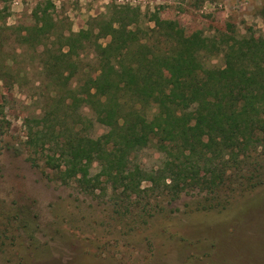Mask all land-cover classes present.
Segmentation results:
<instances>
[{
    "label": "rangeland",
    "instance_id": "374dc122",
    "mask_svg": "<svg viewBox=\"0 0 264 264\" xmlns=\"http://www.w3.org/2000/svg\"><path fill=\"white\" fill-rule=\"evenodd\" d=\"M126 9L128 29H139L158 55L174 51L176 36L197 35L214 43L196 53L204 68H222L228 45L264 47V0H0V69L10 67L8 76H0V119L7 123L0 140V264H264L263 146H250V168H241L246 179L240 186H228L230 191L199 186L178 199L152 192L149 182L139 193L132 190L137 170L162 167L166 155L156 142L136 152L129 166L119 168L120 175L104 178L88 193L77 180L63 185L56 172L47 169L52 180L42 172L56 146L30 147L29 132L43 129L36 119L58 94L66 97L70 89L81 94L98 61L95 43L84 42L70 57L78 61L77 73L60 90L44 71L46 51L60 49L70 33L95 37L103 23L118 27ZM44 10L52 28L41 41L21 44L41 25ZM115 11L123 12L116 16ZM110 40L103 36L97 43L105 47ZM185 106L177 115L187 126L196 111L195 104ZM78 115L68 122L74 126L82 119V136L95 140L108 132L87 104ZM99 172L94 163L90 178ZM206 206L214 209L203 210Z\"/></svg>",
    "mask_w": 264,
    "mask_h": 264
},
{
    "label": "trees",
    "instance_id": "16d2710c",
    "mask_svg": "<svg viewBox=\"0 0 264 264\" xmlns=\"http://www.w3.org/2000/svg\"><path fill=\"white\" fill-rule=\"evenodd\" d=\"M45 12L39 20L41 25L33 34L23 36L21 44H33L47 35L53 25ZM128 12H123L125 17L119 19L118 27L103 23L95 37L92 32L70 33L60 49L46 51L49 59L43 63L44 71L60 90L76 75L78 61L70 57L84 47V42L95 43L98 61L81 94L76 89H70L66 97L58 94L59 100L52 99L42 117L36 119L43 129L29 132L30 147L45 150L48 144L56 146L46 155L42 172L51 180L47 169L56 172L63 185L77 180L88 193L97 190L104 178L120 175L119 168L129 166L136 152L156 142L166 155L163 165L157 170H137L133 191L141 192L142 183L149 182L152 192L178 199L186 190L199 186L208 191H230L228 186H240L246 179L241 168L251 163L250 146L264 147V47L248 51L228 45L223 50L222 68H204L195 61L196 53L207 43H214L197 35L174 37L169 31L167 36L174 37L176 47L171 53L158 55L139 37V29H128ZM103 36L111 37L105 47L97 43ZM1 68L4 73L0 76H8L10 67L5 64ZM185 103L195 104L196 111V118L187 126L177 115ZM82 104L88 105L95 121L109 129L95 140L82 136V119L73 121L74 126L68 122L73 114L79 116ZM6 124L0 119V140ZM28 161L40 169L31 156ZM94 163L99 164L100 172L90 178ZM207 209L214 208L206 206L203 210Z\"/></svg>",
    "mask_w": 264,
    "mask_h": 264
}]
</instances>
